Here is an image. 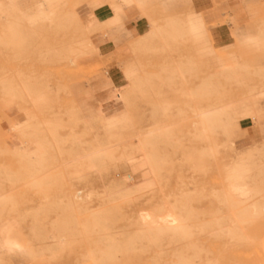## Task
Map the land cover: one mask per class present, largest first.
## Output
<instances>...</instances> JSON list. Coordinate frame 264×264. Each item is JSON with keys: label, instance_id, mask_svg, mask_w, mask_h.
I'll return each mask as SVG.
<instances>
[{"label": "rangeland", "instance_id": "obj_1", "mask_svg": "<svg viewBox=\"0 0 264 264\" xmlns=\"http://www.w3.org/2000/svg\"><path fill=\"white\" fill-rule=\"evenodd\" d=\"M9 1L0 0V168L25 176L5 195L15 206L5 220L18 223L0 226L2 248H35V264H210L213 243L204 251L194 225L191 239L176 237L175 256L171 236L188 231L181 213L194 219L226 196L228 231L240 223L243 239L213 262L264 264L262 194L247 205V180L227 181L245 126L264 135V24L242 32L214 1L143 0L148 30L108 66L92 40L98 23L79 8L88 0ZM108 81L126 96L110 131L97 115Z\"/></svg>", "mask_w": 264, "mask_h": 264}, {"label": "crops", "instance_id": "obj_2", "mask_svg": "<svg viewBox=\"0 0 264 264\" xmlns=\"http://www.w3.org/2000/svg\"><path fill=\"white\" fill-rule=\"evenodd\" d=\"M47 2L49 0H42ZM143 0H88L90 5L85 2L79 8L84 11L85 16H91L96 19L98 26L92 33V40L103 55V62L108 66H114L118 61L123 58V51L129 48V42L135 36L141 32L147 31V25L145 18L140 16L139 3ZM149 1V0H146ZM157 1L164 7V2H174L179 0H151ZM195 3L205 2L212 3L217 2L218 8L229 16L231 21L242 30V32L255 31V27L261 22L264 24V0H191ZM117 2L120 6H117ZM115 15L119 17L117 22L111 23L109 20ZM124 111L123 108H117L114 113L117 117ZM247 135L241 139L242 152L238 154L237 165L245 168L247 174V184L250 189L252 198L247 202V205L256 202V192H261L260 203L258 205H264V135L260 126H245ZM15 144H21L15 142ZM27 144V143H23ZM10 149V148H9ZM15 155H17L15 153ZM19 156V155H18ZM39 167V165H38ZM33 176L34 174H28ZM25 174L16 170H5L0 168V226L5 221H10L14 226L18 223L15 220H5V209L15 208V206L5 205L7 198L5 195L15 192V177H22ZM223 186H220V191ZM217 189V188H215ZM226 191V186L224 187ZM18 192H22L18 190ZM219 206L217 203L212 207H206L201 210L195 211L200 216L191 219L181 213L185 219V223L188 226V231L184 235H172V255L175 256V251L179 247V242L176 245L175 240L178 237L187 236L191 239L192 225L196 227V231H200L201 238L204 241V251L206 243H213L212 248L209 250V254L205 253V256L210 257V264H217L213 262V257L217 256V251L227 254L228 252V240L240 241L243 239V232L240 229V223L229 232V219L227 204L228 197L220 198ZM262 202V203H261ZM185 206H182L184 208ZM252 215V211L247 208ZM242 216H244L242 214ZM243 222V221H242ZM241 222V223H242ZM264 225V221L262 222ZM230 235V237H229ZM17 236L21 242H30L38 240L34 234L31 233H17ZM53 239V238H52ZM48 239V240H52ZM168 238H163L167 240ZM55 240H63L58 238ZM3 238L0 235V264H35V257L38 256L35 248H30L22 244V246L15 245L10 249L4 250L2 248ZM194 248L195 255L199 251V246ZM258 248L261 256L264 258V227L258 238ZM201 250V249H200ZM191 255V252H188ZM47 256H50L47 255ZM176 258V257H175ZM179 258V253H178ZM178 262V261H177ZM44 264V263H43ZM173 264H176V260H173ZM208 264V261L204 262ZM227 264V263H224Z\"/></svg>", "mask_w": 264, "mask_h": 264}, {"label": "bare ground", "instance_id": "obj_3", "mask_svg": "<svg viewBox=\"0 0 264 264\" xmlns=\"http://www.w3.org/2000/svg\"><path fill=\"white\" fill-rule=\"evenodd\" d=\"M11 1V0H10ZM9 1V6L11 5V2ZM117 6H120L117 2ZM119 20V17L115 15L113 18L109 20V22L114 23ZM132 75H125L121 79V81H126L128 79H131ZM117 84V83H116ZM113 83V81H108L104 83V87L106 88V95L104 98L100 100L98 109H97V115L101 118V120L104 122L105 127L109 130L112 127L116 126L118 124L119 117H117L114 113L117 110L118 104H123L124 101H126L125 93L117 88V85ZM97 116V117H98ZM200 120L202 122L205 121L204 116H199ZM13 130L16 129V126L12 127ZM110 131V130H109ZM247 180V174L245 172V168L239 165H236L229 173L227 177V181L230 183H239ZM18 245V243L15 241H8L3 244V247L5 250L12 248L13 246Z\"/></svg>", "mask_w": 264, "mask_h": 264}]
</instances>
